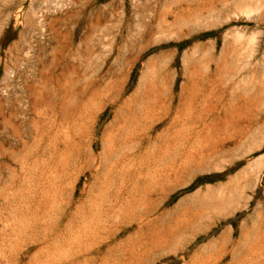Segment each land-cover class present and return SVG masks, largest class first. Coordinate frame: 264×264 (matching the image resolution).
<instances>
[{"label":"rangeland","instance_id":"rangeland-1","mask_svg":"<svg viewBox=\"0 0 264 264\" xmlns=\"http://www.w3.org/2000/svg\"><path fill=\"white\" fill-rule=\"evenodd\" d=\"M0 264H264V0H0Z\"/></svg>","mask_w":264,"mask_h":264}]
</instances>
